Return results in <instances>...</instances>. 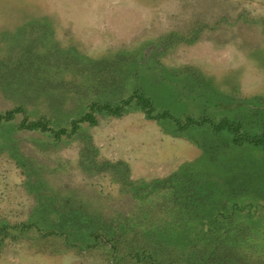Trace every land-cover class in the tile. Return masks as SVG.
<instances>
[{
    "label": "rangeland",
    "instance_id": "rangeland-1",
    "mask_svg": "<svg viewBox=\"0 0 264 264\" xmlns=\"http://www.w3.org/2000/svg\"><path fill=\"white\" fill-rule=\"evenodd\" d=\"M139 88L157 111L264 134V0H0V114L25 109L0 125V264H150L127 252L184 218L264 264L262 147L137 102L71 137L18 127L70 128Z\"/></svg>",
    "mask_w": 264,
    "mask_h": 264
},
{
    "label": "trees",
    "instance_id": "trees-1",
    "mask_svg": "<svg viewBox=\"0 0 264 264\" xmlns=\"http://www.w3.org/2000/svg\"><path fill=\"white\" fill-rule=\"evenodd\" d=\"M133 102H137L142 107L147 118L157 121L171 119L179 131H186L194 127L212 126L216 131H228L231 133L234 144H249L264 149V134L248 133L243 129L242 122L234 121L227 117H222L219 121H215L206 115L201 117L186 115L184 118H181L173 115L169 110L157 111L154 100L142 88L135 89L131 95L124 98L118 105H112L107 102H92L90 104V111L77 119H73L70 128L63 127L56 129L45 119L29 120L27 117L19 123L18 127L26 130L38 129L48 132L57 139H61L63 136L71 137L78 132L83 123L97 125V111H104L109 115L120 117ZM18 113H25V109L22 106H18L0 114V125L12 121ZM182 214L183 212L179 213L177 218L182 217ZM189 231L187 229L185 233ZM236 233L235 235L243 236L242 232L237 231ZM158 235H160L159 232L155 230L150 231L149 238L151 241L145 243V246L140 245L138 248L135 247L136 249L134 250H129L127 253L130 258L137 260L138 263L150 264H253V261L250 260L252 248L248 246V249H246L247 244L245 246L227 244V242L222 240L224 238H221L218 234L214 235L213 239V229H209V227L204 228L203 226L201 230L199 228L198 235L199 238L203 237L202 240L198 239L195 233L190 234L187 242H181L179 238L180 231L178 229L169 231L166 236L156 237ZM191 235L195 238L192 239ZM93 236L102 238L108 245L112 244L110 239L107 240L106 234L93 232ZM114 243L111 246L114 249L115 257L117 256L115 255L116 252H119V248ZM249 251L250 254L248 255ZM121 258L123 257L121 256Z\"/></svg>",
    "mask_w": 264,
    "mask_h": 264
},
{
    "label": "crops",
    "instance_id": "crops-1",
    "mask_svg": "<svg viewBox=\"0 0 264 264\" xmlns=\"http://www.w3.org/2000/svg\"><path fill=\"white\" fill-rule=\"evenodd\" d=\"M188 220H185V218L184 219H178L176 226H174V227H176V229H178L180 231V237H181L180 239H182V242H187V239L189 238L190 234H192L189 232L185 233V230H187V229L190 230L193 227H195V226H192V223H194V222L191 223V222H189L190 220L189 221ZM191 236L193 237V235H191ZM194 238L195 237H193L192 239H194Z\"/></svg>",
    "mask_w": 264,
    "mask_h": 264
}]
</instances>
